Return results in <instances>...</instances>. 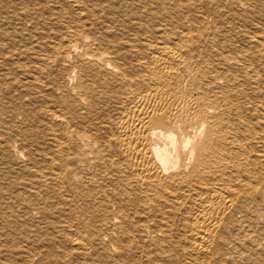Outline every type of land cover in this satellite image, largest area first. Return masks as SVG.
Listing matches in <instances>:
<instances>
[{
	"label": "bare ground",
	"instance_id": "6f19581e",
	"mask_svg": "<svg viewBox=\"0 0 264 264\" xmlns=\"http://www.w3.org/2000/svg\"><path fill=\"white\" fill-rule=\"evenodd\" d=\"M0 264H264V0H0Z\"/></svg>",
	"mask_w": 264,
	"mask_h": 264
}]
</instances>
